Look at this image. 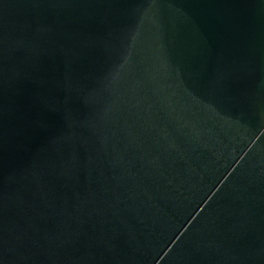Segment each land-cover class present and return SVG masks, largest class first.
<instances>
[{"label":"water","instance_id":"water-1","mask_svg":"<svg viewBox=\"0 0 264 264\" xmlns=\"http://www.w3.org/2000/svg\"><path fill=\"white\" fill-rule=\"evenodd\" d=\"M0 264H264V0H0Z\"/></svg>","mask_w":264,"mask_h":264}]
</instances>
